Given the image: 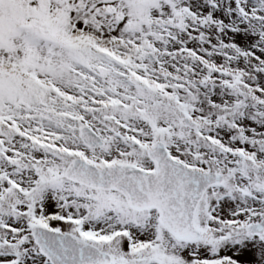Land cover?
I'll use <instances>...</instances> for the list:
<instances>
[{
    "label": "snow or ice",
    "instance_id": "snow-or-ice-1",
    "mask_svg": "<svg viewBox=\"0 0 264 264\" xmlns=\"http://www.w3.org/2000/svg\"><path fill=\"white\" fill-rule=\"evenodd\" d=\"M0 264H264V0H0Z\"/></svg>",
    "mask_w": 264,
    "mask_h": 264
}]
</instances>
